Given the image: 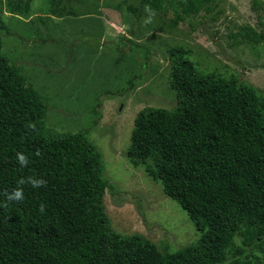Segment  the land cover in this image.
<instances>
[{"label": "trees", "instance_id": "trees-1", "mask_svg": "<svg viewBox=\"0 0 264 264\" xmlns=\"http://www.w3.org/2000/svg\"><path fill=\"white\" fill-rule=\"evenodd\" d=\"M29 1L6 6L24 16ZM60 1L51 0V7ZM221 1L138 0L171 14L172 27L193 24ZM122 2L136 14L134 4ZM253 6L262 7L258 0ZM63 12L51 14L74 15ZM3 30L9 31L0 17ZM248 30L247 41H264ZM1 45L0 36V264H264V96L256 88L234 74L199 69L181 45L168 49L175 104L137 112L126 154L160 182L200 233L170 252L139 233L113 229L104 205L113 185L103 176L101 152L84 129L57 133L46 126L43 95ZM18 152L28 156L26 166ZM30 177L46 184L33 188ZM17 187L23 198L9 200Z\"/></svg>", "mask_w": 264, "mask_h": 264}, {"label": "rangeland", "instance_id": "rangeland-1", "mask_svg": "<svg viewBox=\"0 0 264 264\" xmlns=\"http://www.w3.org/2000/svg\"><path fill=\"white\" fill-rule=\"evenodd\" d=\"M7 1L0 3L9 29L0 32L1 51L43 95L46 126L57 133L84 129L101 152L103 176L113 185L104 194L113 229L139 233L170 252L195 242L200 233L185 210L127 158L134 118L146 106H174L173 46L188 49L199 69L234 74L264 96V41L245 37L248 28L264 35V0L260 9L253 0H222L193 24L175 27L171 14L157 11L145 23L148 13L138 0H129L136 14L122 0H62L56 7L30 0L24 16L10 14ZM60 7L74 15L51 14Z\"/></svg>", "mask_w": 264, "mask_h": 264}, {"label": "clouds", "instance_id": "clouds-1", "mask_svg": "<svg viewBox=\"0 0 264 264\" xmlns=\"http://www.w3.org/2000/svg\"><path fill=\"white\" fill-rule=\"evenodd\" d=\"M145 11L148 13L147 17L145 18V23H151L152 18L155 16L156 13L150 6H146ZM17 159L21 166H26L29 163L28 156L22 152L17 153ZM28 182L31 183L33 188H39L46 184V180L42 177H30ZM24 183L25 181L23 179L19 181V184L21 185H23ZM7 196L9 200H21L23 198V188H14L10 193H7Z\"/></svg>", "mask_w": 264, "mask_h": 264}]
</instances>
